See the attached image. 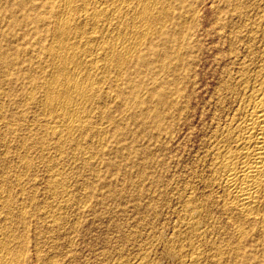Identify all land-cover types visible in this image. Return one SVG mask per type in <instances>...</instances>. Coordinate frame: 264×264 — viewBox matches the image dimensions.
<instances>
[{"label": "bare ground", "instance_id": "6f19581e", "mask_svg": "<svg viewBox=\"0 0 264 264\" xmlns=\"http://www.w3.org/2000/svg\"><path fill=\"white\" fill-rule=\"evenodd\" d=\"M198 2L5 0L4 35L13 36L0 39V94L16 97L31 118L13 123L17 165L9 171L13 158L10 164L0 136L7 156L0 158V264H264V0H220L222 17L209 27L225 51L215 52L220 67L196 155L200 169L182 189L175 186L168 216L148 205L150 220L147 214L132 217V226L111 221L90 256L75 247L76 237L89 233L83 224L93 202L114 194L100 197L82 181L76 192L79 180L65 170L78 163L114 169L104 157L126 149V120L144 126L152 117L160 133L169 110L179 109L196 64Z\"/></svg>", "mask_w": 264, "mask_h": 264}, {"label": "rangeland", "instance_id": "374dc122", "mask_svg": "<svg viewBox=\"0 0 264 264\" xmlns=\"http://www.w3.org/2000/svg\"><path fill=\"white\" fill-rule=\"evenodd\" d=\"M203 1L204 0H199V2L197 3V6H200V5L201 6L197 8L198 9V12H197L198 19L196 20L194 27H193V29H195L196 34H197L196 40L198 41V48H197V51L193 54V57L195 58V61H196L195 63L197 65L195 64V67L192 66L193 71L188 73L189 78L190 79L192 78L191 79L192 83L186 84V86L183 85V88H182V86H180L183 89L184 94L179 97L178 101L179 102L181 101L182 104L179 103V106H180L179 109L174 108L175 110L174 109L169 110V112H168L169 114H167L165 119L162 121V126L160 129L161 134L158 131H156V129H155V122L156 121L152 117L151 118L148 117L146 119V121H144L145 128L143 125H141L143 123L137 124L135 122L126 120L124 138L127 141L124 139L125 144H123L124 142L122 143V146L126 147V149L121 150V152H119V154H116L114 152L109 151V154H106V156L104 157V158L108 157V159H110L111 162L116 165V167L114 169H106V167L102 163H99L98 165H100V166L97 165V168H96L95 166H90V165L88 167H84L83 165H81L80 163L77 162L81 167L83 166V168L79 167L77 169L79 172L76 170V167L79 166L77 164L74 165L75 168L73 167L70 170L69 169L65 170L66 175L69 173L67 177H69L70 181L75 180V182L77 183V180H79L78 181L79 183H77L79 185H77L75 183V185H77V187L76 186L73 187L76 192L78 191V189H80V187H81L80 185H81V181H82V184L84 183L87 191H89V192L93 191L90 189L95 188V193L98 194L100 197H104L103 195L104 194L106 195V193H108V192L109 193L113 192L112 194H114L113 195L114 201H113V199H108V200H104L103 203H100V204H96L93 202L90 211L85 213L86 218L85 217L84 218L86 221L84 222L83 226L87 227L89 233H87L86 236L79 235V238L76 237V239H75V247L79 250V253L83 257L90 256L89 253H91V254L94 253V251H95L94 245L96 243H100L101 238L106 234V232L108 231L107 228H109L111 226V221H113V220L114 221H119V220L121 221V219H122V223L124 222L123 223L124 225H129V226L133 225L134 219H132V217L135 218L136 215L137 216L138 215L139 216H145L148 214V220H150L152 217L151 213L150 212H149L150 214L144 213L145 212L144 209L148 205L155 206L154 211L158 216H160L162 218L165 216H168V212L170 211V209L173 206L174 201H175L174 200L175 195L173 193L176 190V187L178 188V190H180V188L182 189V186H184V182L187 179H189L191 177V175H193L196 172H199V169H200L199 165L200 164L199 163L197 164V156H199V154L201 152V146H200L201 138L204 135L205 129L207 128L208 123H209L208 117H209V111L211 109V106L208 105V102H209L210 97L215 92L214 89H215V85H216V78H217V75L219 72V67H220L219 62H217V60L215 59L216 58L215 54L218 53V50L221 48H224L223 51H225V47L221 46V43H222L221 38L222 37H220L219 35L217 36V33L215 34L214 29H212V28H214V24H215V21L217 20V18L219 16L222 17L221 16L222 14H219V8H221L220 0H218V1L217 0H212V1L211 0H205L204 3H203ZM4 4H5V0H3V3L0 0V9L4 7ZM199 8L202 9V11ZM3 15H4L3 12H0V39L5 38L6 41L7 40L9 41V39H12L13 34H10L11 37L9 35H4L7 31V23L2 19ZM20 15H21V12L17 11L16 16L20 17ZM215 17H217V18H215ZM210 24H212V25H210ZM209 25L212 28H210ZM20 29L21 28H17L14 32H16V34H17L18 32H20ZM203 31H206V32H203ZM211 33H212V35H211ZM3 35H4V37H3ZM16 36L19 37L18 34ZM201 36H203V37H201ZM210 36H211V38H209ZM210 39H212V40H210ZM200 41H202V42H200ZM212 42H214V43H212ZM208 48H209V50H208ZM202 51L205 53H203ZM198 57H200V58L198 59ZM201 57H202V59H201ZM220 63L222 65L226 64L223 60H221ZM199 66H200V68H199ZM215 70H216V73H215ZM196 71H198V72H196ZM182 73L185 74L184 71ZM190 86H191V88H189ZM194 86H195V88H194ZM206 86H207V89H206ZM212 87H214V88H212ZM211 91H212V93H211ZM193 92L195 94H193ZM206 93H209V95ZM198 94H200V95H198ZM188 96H189V98H188ZM181 97H182V99H180ZM190 98H192V101L190 100ZM13 99L15 100L16 97L15 98H13V96L11 97V94L9 95V97H8V95L0 94V105L3 108V109L0 108V110H1V112L4 110L3 111L4 114H3V112L2 113L0 112V114L2 115V116L0 115L1 116L0 119H1V121L4 120V122L0 121V136L4 135V133L6 135L7 140H5V141L7 143V151L5 150L6 154L4 153V155L9 156V154H11L10 160L8 158V160L10 161V164H11V160L13 158V160H12L13 164L11 166L8 165L7 171H9L10 167H12V169H13V166L17 165L15 162V161H17L16 156H15L16 152H15V149H13L14 148L13 145H15V144H14L12 138L10 137V135L12 136L14 133L19 134L18 127H16V126H19L22 122L25 123L26 121H28L31 118L30 112H22L19 109L20 107H18V105H21V103L17 105L14 103ZM184 102H185V104H184ZM188 104H189V106H188ZM15 105H17L19 110L16 109ZM192 107L194 108L193 110H192ZM182 108H184V110H182ZM180 110L184 111V115H183V112ZM200 110H201V112H200ZM173 111H174V114H172ZM20 112H21V114H20ZM203 113H205V114L203 115ZM185 114H186V116H185ZM10 115H12V116H10ZM171 115H172V118H171ZM19 116H21L22 119H21V117L19 118ZM169 116H170V119H169ZM202 116L204 119L205 118H207V119L204 120L202 118ZM9 117H11V119ZM173 118L175 120H173ZM188 119L189 120L191 119L190 121H192V120L193 121L192 122L186 121ZM170 120H172V122ZM177 120H178V122H177ZM11 121H12V123H11ZM182 121H183V123H182ZM204 121H206V122H204ZM198 122H200V123L197 124ZM3 123H4V125H3ZM13 123L14 124L17 123V124H15L16 126ZM8 124L10 125V127L13 128L14 132H13L12 128L9 127ZM5 127H6V131H10V132H4ZM3 129H4V131H3ZM2 131H3V133H2ZM164 131H166V133ZM159 134H160V136H156ZM176 135H177V137H176ZM9 140H10V144H9ZM0 145H2V144L0 143ZM8 145H10V146H8ZM129 146L131 147L132 151L127 149ZM0 150H1L0 151L1 152L0 153L1 160L3 158L6 159L7 156L4 157L3 155H1L3 153V147L2 146H0ZM8 152H10V153L8 154ZM128 152H129V154H128ZM14 156H15V159H14ZM14 163H15V165H14ZM153 168H154V171H153ZM39 169L36 172L37 173L39 172L38 176H42L44 174L42 171V168H39ZM189 169H190V171H192L191 173H190ZM71 170L72 171L75 170L74 172L75 173L77 172V173L74 174V172H72ZM92 170H94L95 172ZM195 170H197V171H195ZM66 171H68V173H66ZM80 171H81V174H80ZM82 171H84V172H82ZM193 171H195V172L193 173ZM137 172H139V173H137ZM78 173L81 176H78ZM95 174H97V176ZM70 175H72L74 177V179L72 176L70 177ZM83 175H85V176H83ZM86 177H87L86 182L87 183H88V181L90 182V183H88V185H86V183L84 182V179H86ZM145 179H146V181H145ZM138 181H140V182H138ZM11 183L13 186L15 185V183L13 181ZM137 184H138V186H137ZM84 185H82V186H84ZM165 185H166V187H165ZM43 188H44L43 185H40L38 190H37V203L40 206H41V204H44L42 202H44V199H45V194L42 191ZM154 188H156V189L154 190ZM172 195H174V196H172ZM164 200L166 201V203ZM161 204H162V206H161ZM103 213H105V214H103ZM100 214H102V215H100ZM94 215H95V217H94ZM99 216H101L100 218L103 222L99 221V218H98ZM115 218H116V220H115ZM110 232H112V230H110ZM107 233H109V231ZM89 243L93 244L94 247H91L89 245ZM26 257H27V255H26Z\"/></svg>", "mask_w": 264, "mask_h": 264}]
</instances>
